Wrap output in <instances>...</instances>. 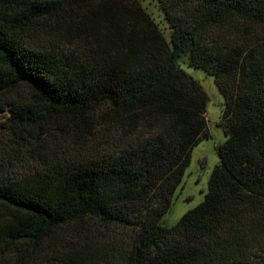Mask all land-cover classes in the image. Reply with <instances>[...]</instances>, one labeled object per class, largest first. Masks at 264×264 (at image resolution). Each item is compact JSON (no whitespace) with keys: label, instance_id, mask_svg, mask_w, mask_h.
Here are the masks:
<instances>
[{"label":"trees","instance_id":"16d2710c","mask_svg":"<svg viewBox=\"0 0 264 264\" xmlns=\"http://www.w3.org/2000/svg\"><path fill=\"white\" fill-rule=\"evenodd\" d=\"M146 1L0 0V264H264V0Z\"/></svg>","mask_w":264,"mask_h":264},{"label":"rangeland","instance_id":"374dc122","mask_svg":"<svg viewBox=\"0 0 264 264\" xmlns=\"http://www.w3.org/2000/svg\"><path fill=\"white\" fill-rule=\"evenodd\" d=\"M149 2L147 0L145 5ZM155 12L153 6H149ZM182 68L197 80L207 96L205 117L210 138L203 139L191 154L190 165L185 171L181 185L177 188L170 211L162 220L163 226H173L186 212L199 205L207 193L208 178L218 164L216 147L223 144L225 136L220 126L223 98L220 95L214 78L202 71L183 65Z\"/></svg>","mask_w":264,"mask_h":264}]
</instances>
